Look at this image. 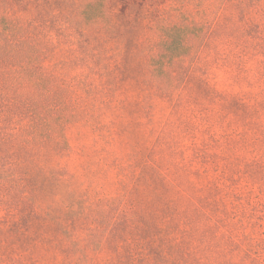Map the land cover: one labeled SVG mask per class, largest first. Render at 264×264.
I'll list each match as a JSON object with an SVG mask.
<instances>
[{
    "label": "rangeland",
    "instance_id": "rangeland-1",
    "mask_svg": "<svg viewBox=\"0 0 264 264\" xmlns=\"http://www.w3.org/2000/svg\"><path fill=\"white\" fill-rule=\"evenodd\" d=\"M2 19L43 45L0 147V264H264V0H0Z\"/></svg>",
    "mask_w": 264,
    "mask_h": 264
},
{
    "label": "trees",
    "instance_id": "trees-1",
    "mask_svg": "<svg viewBox=\"0 0 264 264\" xmlns=\"http://www.w3.org/2000/svg\"><path fill=\"white\" fill-rule=\"evenodd\" d=\"M104 2L105 0H100ZM5 24V30L0 29V77L1 71L6 66L8 72L6 74V80L8 75L10 79L6 83H0V147L7 145L9 142H12L17 137L14 113L19 110V107L23 112H30L32 107L31 103L28 101H22L21 96L17 95V92L25 85V80H37L35 79V73L33 69L28 67L29 65H37L39 63V54L41 53V47L43 45V40L40 37L31 35L28 37V32L18 25L15 21H9L2 19L0 24ZM165 46L167 44H164ZM167 48H170L168 46ZM188 52V49H182L180 52L176 53L171 50V58L179 57ZM23 54V58L20 61L23 64L18 65L22 69V72L25 73L26 77L17 81L14 75L17 74V71L13 70L12 62L16 58V55ZM12 68V69H11ZM44 135L46 138L49 137L47 131L48 125H43ZM29 135H32V131H26ZM25 133V130H19V134ZM37 140L36 136L34 137ZM1 176V175H0Z\"/></svg>",
    "mask_w": 264,
    "mask_h": 264
}]
</instances>
